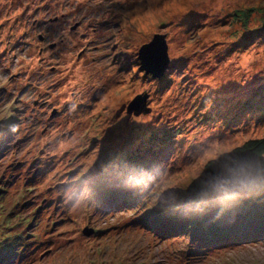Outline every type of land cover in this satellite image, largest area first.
Returning <instances> with one entry per match:
<instances>
[{"label":"rangeland","instance_id":"obj_1","mask_svg":"<svg viewBox=\"0 0 264 264\" xmlns=\"http://www.w3.org/2000/svg\"><path fill=\"white\" fill-rule=\"evenodd\" d=\"M0 1L18 9L0 23V264H264V237L205 251L154 220L264 137V0ZM155 34L159 78L139 59Z\"/></svg>","mask_w":264,"mask_h":264},{"label":"trees","instance_id":"obj_2","mask_svg":"<svg viewBox=\"0 0 264 264\" xmlns=\"http://www.w3.org/2000/svg\"><path fill=\"white\" fill-rule=\"evenodd\" d=\"M252 11L236 16L247 26ZM263 201L264 137L250 138L208 159L189 198L169 200L154 220L162 236L219 249L264 237Z\"/></svg>","mask_w":264,"mask_h":264},{"label":"water","instance_id":"obj_3","mask_svg":"<svg viewBox=\"0 0 264 264\" xmlns=\"http://www.w3.org/2000/svg\"><path fill=\"white\" fill-rule=\"evenodd\" d=\"M140 69L154 78L163 76L169 66L168 45L165 34H155L151 41L144 43L139 49ZM146 104V96L137 95L127 106L128 113L138 114L141 105ZM92 228H85L83 233L90 235Z\"/></svg>","mask_w":264,"mask_h":264},{"label":"flooded vegetation","instance_id":"obj_4","mask_svg":"<svg viewBox=\"0 0 264 264\" xmlns=\"http://www.w3.org/2000/svg\"><path fill=\"white\" fill-rule=\"evenodd\" d=\"M17 12H18V9L16 10V8L14 7V3L11 2V1L7 4V6L5 8L2 5H0V23L1 24H5V23L11 24V22L13 20L12 17L15 14L17 16ZM47 23H48V25L43 26L44 31H39L38 38H39V41H41V42H45L47 40L48 47H51L52 48V47L55 46L56 43L55 42L50 43L49 40H48V39H50L49 38V35H50L51 31H52V27H51L50 24L53 23L55 25L56 24L57 25H60V24H64V22L61 23V19L57 15H55L53 18H48L47 19ZM74 27L75 26H73L71 28L73 29ZM13 31H14V29H13ZM64 31H65V26L64 25H62L61 27L60 26L58 27V32H64ZM8 35H9L10 38H12L14 35H18V33H14V34L13 33H10V34H7V36ZM40 47H41L40 49H43L44 48V46H40ZM11 49L12 48H10V50ZM6 69H8V68H6Z\"/></svg>","mask_w":264,"mask_h":264}]
</instances>
